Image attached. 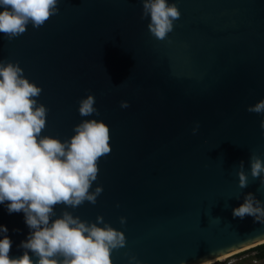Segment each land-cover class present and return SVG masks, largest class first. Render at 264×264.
<instances>
[{"label": "water", "instance_id": "95a60500", "mask_svg": "<svg viewBox=\"0 0 264 264\" xmlns=\"http://www.w3.org/2000/svg\"><path fill=\"white\" fill-rule=\"evenodd\" d=\"M168 2L181 16L163 41L142 18L143 0H59L43 26L30 23L12 39L0 33V62L18 63L42 89V135L69 139L84 119L109 126L111 151L90 189L103 187L96 203L54 211L89 223L103 216L123 231L113 264L132 256L202 264L264 244V223L233 217L247 193L264 202V185L250 173V157L264 158V114L247 111L264 99V0ZM89 94L98 113L84 117L79 102ZM0 225L10 256L23 255L25 214L0 204Z\"/></svg>", "mask_w": 264, "mask_h": 264}, {"label": "clouds", "instance_id": "9594fccd", "mask_svg": "<svg viewBox=\"0 0 264 264\" xmlns=\"http://www.w3.org/2000/svg\"><path fill=\"white\" fill-rule=\"evenodd\" d=\"M58 2L0 0V33L12 39L23 34L30 23L35 28L43 26L59 11ZM180 16L175 3L143 0L142 18L150 17L148 29L157 40L168 37ZM23 71L18 63L0 62V204L7 202L9 214L22 211L31 231L19 245L25 249L23 255L11 257L8 228L0 225V264H113V250L126 245L123 231L104 222L103 216L89 223L70 211L59 216L54 211L57 205L77 208L85 201L96 203L103 187L90 189L98 177V161L111 151L109 126L95 118L84 119L74 126L69 139L42 135L47 114L37 101L42 89ZM121 107H129L128 101H122ZM78 110L84 117L98 113L95 96L81 99ZM247 111L264 114V99L249 105ZM260 126L264 128V120ZM198 128L197 124L194 134ZM250 173L264 185V158L250 157ZM238 177L239 187L246 188L249 178L243 161ZM246 216L264 223V202L251 192L233 209L234 218ZM120 222L126 223V218L121 217ZM133 262L144 264L135 256L129 259V264Z\"/></svg>", "mask_w": 264, "mask_h": 264}, {"label": "rangeland", "instance_id": "374dc122", "mask_svg": "<svg viewBox=\"0 0 264 264\" xmlns=\"http://www.w3.org/2000/svg\"><path fill=\"white\" fill-rule=\"evenodd\" d=\"M259 252L256 250H248L239 254H234L231 257L218 263L232 264H264V260L259 259ZM216 263V264H218Z\"/></svg>", "mask_w": 264, "mask_h": 264}, {"label": "trees", "instance_id": "16d2710c", "mask_svg": "<svg viewBox=\"0 0 264 264\" xmlns=\"http://www.w3.org/2000/svg\"><path fill=\"white\" fill-rule=\"evenodd\" d=\"M250 250H256V251H258L259 252L258 258L264 260V244H262L260 246H257L255 248H252ZM218 264H226V263H218Z\"/></svg>", "mask_w": 264, "mask_h": 264}, {"label": "bare ground", "instance_id": "6f19581e", "mask_svg": "<svg viewBox=\"0 0 264 264\" xmlns=\"http://www.w3.org/2000/svg\"><path fill=\"white\" fill-rule=\"evenodd\" d=\"M232 255H234V253L229 254V255H226V256H223V257H221V258H219V259H216V260H212V261H208V262L202 263V264H213V263H215V262H217V261H223V260H225V259L231 257Z\"/></svg>", "mask_w": 264, "mask_h": 264}, {"label": "built area", "instance_id": "2783aa9c", "mask_svg": "<svg viewBox=\"0 0 264 264\" xmlns=\"http://www.w3.org/2000/svg\"><path fill=\"white\" fill-rule=\"evenodd\" d=\"M229 264H232V263H229Z\"/></svg>", "mask_w": 264, "mask_h": 264}]
</instances>
